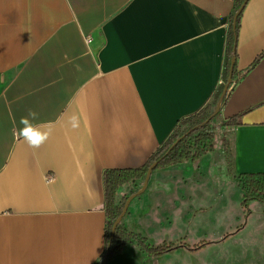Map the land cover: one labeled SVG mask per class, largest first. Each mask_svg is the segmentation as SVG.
Masks as SVG:
<instances>
[{
  "label": "crops",
  "instance_id": "crops-1",
  "mask_svg": "<svg viewBox=\"0 0 264 264\" xmlns=\"http://www.w3.org/2000/svg\"><path fill=\"white\" fill-rule=\"evenodd\" d=\"M236 13V0H0V264L101 260L105 172L144 166L220 100ZM233 61L218 111L240 116L225 126L232 168L264 172V0L243 5ZM30 111L38 148L19 135Z\"/></svg>",
  "mask_w": 264,
  "mask_h": 264
},
{
  "label": "rangeland",
  "instance_id": "rangeland-1",
  "mask_svg": "<svg viewBox=\"0 0 264 264\" xmlns=\"http://www.w3.org/2000/svg\"><path fill=\"white\" fill-rule=\"evenodd\" d=\"M233 83L232 78L228 90ZM224 84L220 100L212 104L214 150L198 161L152 171L149 179L146 175L120 187L115 199L122 207L118 225L154 246L204 245L154 258L134 242L111 264H264V202L252 201L248 209L242 205L244 191L232 168L225 127L232 125H225L218 112L228 91ZM127 222L132 224L127 227Z\"/></svg>",
  "mask_w": 264,
  "mask_h": 264
},
{
  "label": "trees",
  "instance_id": "trees-1",
  "mask_svg": "<svg viewBox=\"0 0 264 264\" xmlns=\"http://www.w3.org/2000/svg\"><path fill=\"white\" fill-rule=\"evenodd\" d=\"M246 0H236L237 13L232 16L228 30L226 67L224 76L226 79L236 77L235 63L232 58L236 55L240 18L242 7ZM212 104H208L198 112L181 119L170 137L150 158L149 162L140 168L112 169L105 172L106 186V249L101 260L95 264H102L103 259L108 256V260L114 259L129 243H136L142 252L149 257H161L164 254L188 247L191 250L199 249L204 244L195 247L181 243H162L154 246L148 242L147 237L140 233L128 230L117 225L115 222L121 216L122 207L116 203V194L120 187L135 182L145 177L149 170L152 171L167 168L186 161H198L208 152L214 150L215 128L213 126ZM240 116H234L224 122L225 125L238 124ZM239 183L244 191L242 205L248 209L250 202H264V172H246L238 175Z\"/></svg>",
  "mask_w": 264,
  "mask_h": 264
},
{
  "label": "clouds",
  "instance_id": "clouds-1",
  "mask_svg": "<svg viewBox=\"0 0 264 264\" xmlns=\"http://www.w3.org/2000/svg\"><path fill=\"white\" fill-rule=\"evenodd\" d=\"M29 117L35 119L37 117V113L30 111L28 116L21 118L20 123L24 125V127L19 130V135L26 140L30 147L38 148L47 140L48 136L47 134L42 135L34 131ZM72 126H77L76 117H72Z\"/></svg>",
  "mask_w": 264,
  "mask_h": 264
},
{
  "label": "water",
  "instance_id": "water-1",
  "mask_svg": "<svg viewBox=\"0 0 264 264\" xmlns=\"http://www.w3.org/2000/svg\"><path fill=\"white\" fill-rule=\"evenodd\" d=\"M233 63H234V61H233ZM232 81V76H230V78H229V82H231ZM228 88V87H227ZM151 172H152V168L149 170V172H148V174H147V178L149 179V177H150V175H151ZM146 186H147V182H146V184H145V186H144V188H143V190L142 191H144V189L146 188ZM133 198V197H132ZM121 217L122 216H120L119 218H118V220L115 222V227L118 225V222H119V220H121ZM108 262V256H106L105 258H104V260H103V264H106Z\"/></svg>",
  "mask_w": 264,
  "mask_h": 264
},
{
  "label": "built area",
  "instance_id": "built-area-1",
  "mask_svg": "<svg viewBox=\"0 0 264 264\" xmlns=\"http://www.w3.org/2000/svg\"><path fill=\"white\" fill-rule=\"evenodd\" d=\"M227 82V83H226ZM225 83V84H224ZM230 82H229V79L227 80V81H223V84L225 85V87H227L228 86V84H229ZM227 90H228V88H226ZM104 260V259H103ZM102 264H103V262H102Z\"/></svg>",
  "mask_w": 264,
  "mask_h": 264
}]
</instances>
